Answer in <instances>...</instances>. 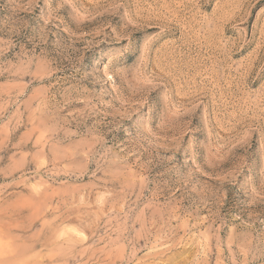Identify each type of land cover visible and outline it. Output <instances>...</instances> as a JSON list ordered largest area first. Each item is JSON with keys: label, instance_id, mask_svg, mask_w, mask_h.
Returning <instances> with one entry per match:
<instances>
[{"label": "rangeland", "instance_id": "374dc122", "mask_svg": "<svg viewBox=\"0 0 264 264\" xmlns=\"http://www.w3.org/2000/svg\"><path fill=\"white\" fill-rule=\"evenodd\" d=\"M0 264H264V0H0Z\"/></svg>", "mask_w": 264, "mask_h": 264}]
</instances>
